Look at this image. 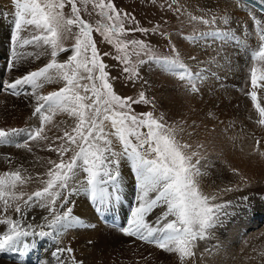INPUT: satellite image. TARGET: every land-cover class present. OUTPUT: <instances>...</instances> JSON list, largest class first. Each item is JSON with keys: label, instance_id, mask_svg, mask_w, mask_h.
Listing matches in <instances>:
<instances>
[{"label": "snow or ice", "instance_id": "snow-or-ice-1", "mask_svg": "<svg viewBox=\"0 0 264 264\" xmlns=\"http://www.w3.org/2000/svg\"><path fill=\"white\" fill-rule=\"evenodd\" d=\"M79 2L91 4L97 11L101 20L95 27L82 18L78 0H13L14 27L11 59L7 67L15 68L29 57L39 59L40 56H49L50 59L44 66L3 83L4 89L11 95L23 92L35 100L32 116L38 119L39 125L30 129L0 128V144H11L13 136L26 133L25 142L15 143V147L32 151L28 142L48 141L46 126L52 124L53 117L58 113H66L75 123L70 130H62V135L55 136L48 143V150L56 152L59 159L48 161L51 166L45 173L46 178L36 177L43 187L29 194L22 188L32 178L23 176L20 168L0 173V226H5V230H0V253L24 256L30 247L24 242L25 237H51L59 244L65 229L81 223L80 217L74 215L73 208L69 206L73 194H84L97 216H104L119 201V164L122 158H126L135 173L137 196L126 226H118L117 230L174 254L178 264H196L197 241L213 235L211 230L222 224L221 217L228 214L226 209L232 201L216 203V195H205L200 190L199 179L206 174L198 151L203 145L197 144V150H193V145L181 135L191 139L195 133L194 122L187 125L181 120L169 124L163 112L156 116L157 102L144 91L138 94V98L117 94L111 80L119 77L110 76L103 58L112 56L125 65L122 73L130 81L141 79L138 65H155L180 81L185 92L191 94L199 92L198 82H203L206 70L192 72L167 33L160 34L168 38L173 55H158L143 40L122 39L130 32L146 35L148 30L138 25L126 28L125 22L134 21V17L117 9L113 0ZM175 3L176 0H172V4ZM235 3L241 9H247L255 24L254 34L258 43L250 51L251 90L246 95L258 113L255 123L264 128V106L261 103L264 93L258 98V92L264 89V15L257 18V13L264 14V0H235ZM172 4L168 5L169 10H173ZM66 6H70L68 14ZM174 11L179 13L181 8L177 7ZM189 15L191 21L205 25H215L217 19L227 25L230 19L227 13L220 17L213 15L211 19ZM73 28L78 31L73 33ZM154 30L159 31V26ZM94 32L100 33L105 42L113 45L115 54L99 51L93 39ZM69 37L74 39L70 49L62 43ZM206 37L220 42L236 39L230 28L219 27L185 39L198 42ZM130 45L139 49L137 56L144 53L147 59L132 63L129 59ZM27 46L39 51H20ZM69 51L71 54L66 61L60 62L59 54ZM60 81H63V86L58 90L39 94L45 84ZM25 86L31 89L30 93ZM141 104H151L153 111L136 113L133 105ZM208 116L214 118L211 112ZM189 127L193 128V132H187ZM113 138L120 145L119 150L115 148ZM56 141L60 143L54 146ZM262 143L256 140L255 152L264 159V151H260ZM68 153L71 155L65 160ZM231 171L241 183L224 187L220 190L222 193L242 191L249 183L239 169L232 168ZM81 173L86 175L81 178ZM240 200L246 201L247 197ZM33 204L45 208L51 219L45 216L40 225H25V213ZM161 206V213L155 221L146 219ZM10 210L19 218L14 219L9 214ZM72 252L70 247L58 246L51 256L56 258V264H67L62 256ZM204 254L211 255V252L205 249L201 255ZM48 264H51L50 260ZM70 264L82 262L72 257Z\"/></svg>", "mask_w": 264, "mask_h": 264}, {"label": "bare ground", "instance_id": "bare-ground-1", "mask_svg": "<svg viewBox=\"0 0 264 264\" xmlns=\"http://www.w3.org/2000/svg\"><path fill=\"white\" fill-rule=\"evenodd\" d=\"M196 1L205 2L210 8L216 6L211 0ZM214 1L219 5L224 2L223 8L229 9V24H232L231 17L235 19L233 14L248 13L247 9L228 4V0ZM188 8H193L190 2ZM200 9L205 10L201 7ZM249 20L252 18L250 17ZM250 22L251 28L255 32L254 21ZM235 36L236 39L231 42H220L214 38L206 37L205 40L207 39L209 43L205 45L207 53L203 58L196 56L198 52L194 49L193 44L191 45L187 40L183 41L178 35H171L172 43L177 45L181 58L189 69L192 72L206 70L203 82H198L199 92L196 94L187 92L186 95L183 94L182 91L185 90L181 87L180 81L157 66L155 68L160 81L157 86L159 98L171 97L176 107L180 105L179 100H182L184 96L192 98L195 102L191 116L184 122L187 125H193V122L195 124L193 135L196 144L193 145V150H197V144L203 145L198 150L202 156L201 165L206 173L200 177L202 188L217 189L221 185L224 188L238 184L236 181H240V179L233 174L232 168L239 169L244 176L253 175L258 180L264 179V165H261L264 159L258 153H254L255 149L252 150L253 146H256L257 139L264 142V128L255 123L259 118L258 113H256L250 97L246 95L251 90L250 67L252 61L250 51L257 46L258 42L257 38H249L245 41L238 35L235 34ZM30 47L33 49L32 52L39 51ZM4 48L0 43L2 58L4 57ZM25 52L30 51L26 49ZM6 57L7 60L8 56ZM187 58L190 59L186 61ZM30 60L31 57L12 70L10 69V72L5 67H0V128L5 130L30 129L39 125L38 119L32 116L35 100L23 92L19 95H11L3 87L4 82L14 81L17 76L19 78L32 70L34 63ZM50 84L52 86L45 84L39 90V94H47L60 88V84L57 82ZM25 87L30 93L31 89ZM172 88L178 91L176 95L169 92V89ZM262 93H264V89L258 92V97H261ZM239 109L245 112L244 118L237 115L236 112ZM206 110L214 114V118L208 122L209 126L200 118ZM74 123L75 121L70 117L63 118L62 115H55L52 124L46 126L45 134L49 140L29 141L32 151L15 147L16 142H25L26 133L13 136L11 144H0V173L20 168L23 176L32 178L27 180L22 188L29 194L43 187L36 177L39 175L42 179L46 178L45 173L51 166L48 161H58L59 159L56 152L48 150L47 145L52 142L55 136L62 135V130H70ZM189 132H193V128H189ZM113 140L115 148L119 150L120 145L115 142V138ZM59 143L60 141H56L54 146ZM260 151H264V143H262ZM70 155L71 153L66 154L65 160ZM119 171L120 198L109 211L120 216L122 224L126 226L130 210L136 204L137 182L131 163L126 158L121 159ZM84 175L86 174L81 173V178ZM205 195H216L218 199L214 202L232 201V205L226 209L228 214L221 217L222 224L211 230L213 235L206 240L197 241L196 264H264V255H262L264 253V183L255 184L249 181L242 191ZM241 197H247V200L242 202ZM71 201L69 206L73 208V214L80 217L81 223L65 229L59 244L55 243L51 237L23 238L24 242L30 245L31 259L36 261L34 264H42V262L48 264L49 260L51 264H56V258L51 256V252L58 246L73 249L71 254L65 253L62 256L67 264H70L72 257L81 261L82 264H178L174 254L164 252L135 237L125 236L117 229L101 223L94 215L84 194H73ZM162 207L154 209L146 219L150 222L155 221L156 217L160 215ZM57 208H59V202ZM9 214L14 219L19 218L13 210H10ZM45 216L51 219L45 208L33 204L25 213L24 223L25 225L28 223L34 226L40 225L43 223L42 217ZM0 230H5V226H0ZM205 249H208L211 255H201ZM0 264L24 263L11 259L7 253H0Z\"/></svg>", "mask_w": 264, "mask_h": 264}, {"label": "rangeland", "instance_id": "rangeland-1", "mask_svg": "<svg viewBox=\"0 0 264 264\" xmlns=\"http://www.w3.org/2000/svg\"><path fill=\"white\" fill-rule=\"evenodd\" d=\"M211 1L214 2V4L216 5L215 8H210V6L207 3L196 0H176L175 4H172V0H113V3L117 7V9L122 11V13L127 12L130 14L131 17H134V21L125 22L126 28L131 29L138 25L139 27L148 30L146 35L143 32H130L127 36L122 37V39L143 40L158 55H173L171 51V47L168 43V38L166 36H162L160 34L161 32L167 33L168 36L170 37L171 35H176V36L178 35L180 36V38L183 39V41L187 40L188 43H190L191 45L193 44L194 49L198 52L199 55L197 54L196 56L203 58L207 53L206 50L207 48L205 45L209 43V41H207V39L205 40L204 38L202 40H199L198 42H192L189 41L188 39H185V37L199 35L200 33L209 32L217 27H221L223 29L230 28L234 34L238 35L241 39L245 41L248 40L249 38H256L251 28L250 21L252 20H249L250 17L248 13L242 14L240 12H237L236 14H233L235 19L231 17L232 24L228 23L227 25L222 24L219 19H217V23L215 25H205L200 22L191 21L189 14L196 16H204L206 19H211L213 15L217 17L223 16L225 15V13L229 15V11H228L229 9L226 10L223 8L225 4L224 2L219 5L214 0ZM189 2L193 7L192 9L188 8ZM169 4H172L173 10L168 9ZM228 4L232 6H237L235 0H228ZM78 7L81 8L82 18L88 21L90 24H92L93 27L96 26L97 21L101 20V18L97 15V11L93 10L91 4L84 5L80 3L78 0ZM177 7L181 8V11L179 13L174 11V9ZM200 7L204 8L205 10L201 11ZM209 9L211 11H208ZM65 12L66 14L70 12V6H66ZM13 13H14L13 0H0V43L2 44V48L4 47L6 48V49L4 48L3 50L4 59L0 56V67L1 66L5 67V69L8 70V72H10V69L7 67V64L11 59V47H12L11 33L14 27ZM261 15L264 14L257 13V16H259V18ZM157 26H159V31L154 30L156 29ZM72 31L73 33H75L78 31V29L73 28ZM22 35H27V33H22ZM93 39L97 42V47L100 52H112L113 54H115V48L113 47V45H110L107 42H105L103 36H101L100 33L94 32ZM62 43L66 48L70 49L72 44L74 43V39L69 37L67 39H64ZM175 46L177 47V45ZM26 49H28L30 52L33 51V49L30 46H27L25 49H22L20 51H25ZM1 50L2 49H0V51ZM138 51H139L138 48H133V46L131 45L129 46V59L131 60L132 63H136L139 59H144V60L147 59V55H145L144 53H141L139 56H137L136 53ZM70 54H71L70 51L67 53H60L58 56V60L60 62H64L66 61L67 56ZM6 56H8L7 60H6L7 58ZM49 59H50L49 56H40L39 59L31 57L30 62L34 63L32 70L44 66V64H46ZM103 59L105 64L108 66L107 71L110 73V76L119 77L118 79L111 80V83L113 84L114 90L117 94L123 97L138 98V94L141 91H144L149 98H155L157 102L156 110L154 114L156 116H159V114L163 112L169 124L181 120L184 121L191 116V111L195 104L192 98L188 96H184L182 100H179L180 105L178 107L174 105L173 99L169 96H167L166 98H159L157 93V86L160 84V81H159V74L156 72L155 69L156 68L155 65L152 64L138 65V71L140 73L141 79L130 81L129 79H126L125 74L122 73V68L125 67V65L113 59L112 56L104 57ZM189 59L190 58H187L186 61ZM5 64L6 66H4ZM17 78L18 76L16 77V79ZM57 83L60 84V87L63 86V81ZM47 84H49V86H52L50 83ZM169 92L172 93V95H176L178 93V91L174 88L169 89ZM182 93L186 95L185 91H182ZM244 100L246 101V98H244ZM261 100L262 103H264V99ZM133 108L135 109L136 113L153 111V106L151 104L133 105ZM208 113L209 111L206 110L200 116V118L205 121L207 126H209L208 122L211 120V118H209L208 116ZM236 113L240 118L245 117V112L243 110L239 109ZM57 115L58 116L62 115L63 118L69 117L67 116L66 113H58ZM189 128L187 132H189ZM143 131H146V129H144ZM181 135L184 140L188 141L192 145L196 144L194 135L192 136L191 139H189V137L185 134H181ZM254 149H256V146H253L252 150ZM241 157L244 156L241 155ZM254 157L259 158L257 155H254ZM195 159L196 158L194 157L193 163H195ZM261 165L262 166L264 165V161L261 163ZM246 177L248 181H251L252 183L255 184L264 183V179L258 180L253 175H246ZM201 180L202 179L200 178L199 187L201 191L203 190L202 192L204 194H210V193L225 194L220 191V189H223V185L219 187L220 189L219 188L212 189L211 187L202 188L200 183ZM236 182L238 184L241 183V181H236Z\"/></svg>", "mask_w": 264, "mask_h": 264}]
</instances>
